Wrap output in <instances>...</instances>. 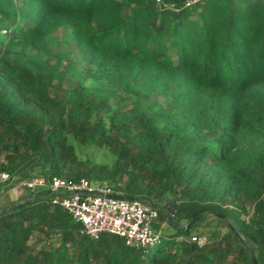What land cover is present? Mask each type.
<instances>
[{
	"label": "trees",
	"instance_id": "1",
	"mask_svg": "<svg viewBox=\"0 0 264 264\" xmlns=\"http://www.w3.org/2000/svg\"><path fill=\"white\" fill-rule=\"evenodd\" d=\"M187 1L0 0V197L86 178L159 208L161 236L91 238L25 188L0 264H264V0Z\"/></svg>",
	"mask_w": 264,
	"mask_h": 264
},
{
	"label": "built area",
	"instance_id": "2",
	"mask_svg": "<svg viewBox=\"0 0 264 264\" xmlns=\"http://www.w3.org/2000/svg\"><path fill=\"white\" fill-rule=\"evenodd\" d=\"M196 0H188L189 6ZM161 4V0H156ZM8 179L0 174V182ZM25 188H46L52 195V202L63 207L81 225V232L91 238L103 233L122 237L125 243L136 248L148 249L158 242L161 236L154 230L153 223L159 217V208L141 199H127L112 187L90 183L86 178L73 180L56 177L50 183L38 177L20 181L11 189L20 195ZM200 244L202 238L191 237Z\"/></svg>",
	"mask_w": 264,
	"mask_h": 264
},
{
	"label": "rangeland",
	"instance_id": "3",
	"mask_svg": "<svg viewBox=\"0 0 264 264\" xmlns=\"http://www.w3.org/2000/svg\"><path fill=\"white\" fill-rule=\"evenodd\" d=\"M69 33V30L68 29H58L56 30L55 32H53V40L55 41H61L63 40L64 38H66L67 34ZM56 48H58L59 50L63 51L65 50V45L63 43H60ZM70 48L71 50L73 51V53L75 54L76 53V48H75V44L74 42H71L70 44ZM158 98L160 100H162V96H158ZM96 160L100 161L101 158L100 156H97L96 157ZM19 195L14 193L13 190L11 188H9L5 195H3L2 197H0V207L6 205V204H9L10 202L14 201ZM169 209L171 210L172 207L169 206ZM202 241L204 240L205 236H206V233H202ZM157 247V245H154L152 247H150V252L153 251V249H155Z\"/></svg>",
	"mask_w": 264,
	"mask_h": 264
}]
</instances>
